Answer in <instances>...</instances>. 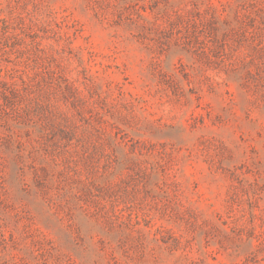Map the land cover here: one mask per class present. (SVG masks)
<instances>
[{
	"label": "rangeland",
	"instance_id": "1",
	"mask_svg": "<svg viewBox=\"0 0 264 264\" xmlns=\"http://www.w3.org/2000/svg\"><path fill=\"white\" fill-rule=\"evenodd\" d=\"M0 264H264V0H0Z\"/></svg>",
	"mask_w": 264,
	"mask_h": 264
}]
</instances>
